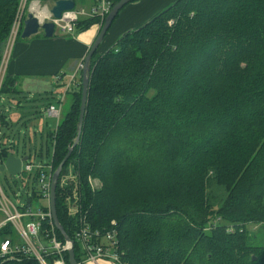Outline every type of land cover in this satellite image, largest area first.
<instances>
[{"label":"trees","instance_id":"obj_1","mask_svg":"<svg viewBox=\"0 0 264 264\" xmlns=\"http://www.w3.org/2000/svg\"><path fill=\"white\" fill-rule=\"evenodd\" d=\"M17 3L0 0V52ZM95 23L98 18L91 16L77 21L74 29ZM98 49L90 62L80 141L66 162L73 170L67 178L61 173L56 189L57 218L74 241L77 263L83 260L74 239L81 216L93 231L109 230L114 220L115 251L124 264H264V246L253 245L242 227L253 221L264 232V0H173L104 52ZM4 79L0 131L16 125L24 132L2 134L16 142L4 139L0 163L13 155L10 150L27 162L32 151L41 157L42 146H27L45 136L53 146L48 164L58 160L57 166L76 136L79 76L67 92L70 104L63 115L61 108L55 130L32 134L24 115L15 122L7 118L8 97L22 93L16 80ZM175 138L188 152L180 168L167 169L157 163L169 162L173 152L157 144ZM191 158L198 161L186 169ZM137 162L143 166L136 167ZM110 169L116 173L108 175ZM90 175L103 179V196L91 191ZM182 177L193 180L192 185L181 186L186 184H180ZM123 180L132 192L157 191L163 182L174 191L159 190L168 199L159 207L112 211L117 200L110 198V188L122 187ZM177 186L187 194L183 201L172 200ZM21 199L30 203L24 194ZM73 200L78 212L70 217ZM146 223L157 228L149 233ZM2 264L38 263L20 257Z\"/></svg>","mask_w":264,"mask_h":264},{"label":"built area","instance_id":"obj_2","mask_svg":"<svg viewBox=\"0 0 264 264\" xmlns=\"http://www.w3.org/2000/svg\"><path fill=\"white\" fill-rule=\"evenodd\" d=\"M111 7L109 0H94L91 16L98 18L100 26ZM23 8H25L24 5L21 9ZM29 13L32 12L29 10ZM25 18L23 17V12L20 11L14 18L11 36L6 45L0 66V90L11 48L22 30ZM43 20L53 23L55 29L60 27L61 23H64V26L60 27L61 31L70 34L78 21V12L73 11L64 14L60 20H53L47 15ZM81 68L82 62L76 66L75 71L69 77V83L65 86L66 91H69L70 85L72 86L76 82L77 73H80ZM61 102L62 100L58 108L50 106L45 110L47 118H55L57 120L60 117ZM51 166V163L44 165L26 161L21 164L18 174L11 176L14 179V183L21 185L20 198L24 194L28 200L30 199L29 204L24 203L21 207H16L11 202L0 185V233L3 234L2 236L0 235V264L7 260L19 259L20 257L31 258L38 264H67L64 259L66 245L58 239L48 209L49 182L52 174ZM14 197L17 198V195L14 194ZM43 198L47 200V209L39 208L37 212L32 214L30 211L32 201ZM77 212L78 208L75 205V200H73L69 204L68 214L75 216ZM25 218L27 223L24 225L23 220ZM77 223L74 239L81 249L82 262H95L99 259H107L114 264H122L119 254L115 251L117 232L114 223H112V228L107 231L89 229L81 216L78 218Z\"/></svg>","mask_w":264,"mask_h":264},{"label":"rangeland","instance_id":"obj_3","mask_svg":"<svg viewBox=\"0 0 264 264\" xmlns=\"http://www.w3.org/2000/svg\"><path fill=\"white\" fill-rule=\"evenodd\" d=\"M34 2V3H33ZM35 2L38 3V6L40 8L46 7L48 4H50L51 0H18L17 6H16V12L14 15V18L16 16V14L18 13V11L23 12V17H26V14L29 13V8L31 7L30 5L36 4ZM33 3V4H31ZM23 5L25 6V8L21 9L23 7ZM37 5V4H36ZM92 6V0H86L85 1V9H87V13H90V7ZM38 9H35V12H37ZM78 18H81L80 15L78 16ZM14 22V20H13ZM12 22V25H13ZM172 22L170 21V24ZM12 25L10 27L9 33L5 39V41L3 42L2 45V49L0 52V66L2 63V58L4 55V51L6 49V45L8 43V40L10 39L11 36V31H12ZM64 26V23L60 24V27ZM58 27L55 29V33L61 32V28ZM19 36V35H18ZM18 36L16 37V39H18ZM11 54V52H10ZM9 61H11L10 55H9V59L7 62V66L9 64ZM7 66L5 68V74L3 76V80L2 83H4V81H6L5 75H6V69ZM66 75L64 74V77ZM71 76V75H70ZM70 76H66L67 78H69ZM78 78V76L76 77ZM30 78H23L20 79L19 78V86L18 87H24L25 84H27V82H29ZM35 81V80H32ZM69 79H66V82L64 83V86H57L55 87V93H53L52 96H45V95H41V94H37V93H33L32 95L28 94V92H26V90H24V92L22 94H20L19 96L14 98H10L8 97L7 99V103L5 104V111L7 112V118H10L12 122H15L17 117L16 116H20V114L25 116L24 122L26 124V126L28 128H30L31 125H35L37 127H40L43 131V133H49L53 130H55L56 128V124L58 119L56 120L55 118H47V116L45 115V108L48 102L52 103V105L55 108H58L59 103L57 101H61L64 102L63 104V108H62V113L61 115H63V113L66 112L67 108L69 107L70 104V100L71 98L66 96L67 92L65 90V86L67 85ZM34 85V82H33ZM31 86V84H30ZM29 86V87H30ZM3 87V85H1V88ZM27 87V86H26ZM29 88H27L28 90ZM30 90V89H29ZM2 91V89L0 90ZM66 97V98H65ZM65 100V101H63ZM62 106V104H61ZM61 117V116H60ZM2 127V126H0ZM17 129H20L19 134L21 135L22 132H24L23 128H20L19 126L13 125V127L11 128V130H3L0 131V146L3 145L4 143V139H5V143H9L12 141H15V139H13L11 136L13 134H15V132L17 131ZM3 133H6V135H11L10 137H3ZM37 140H31V143L27 146L30 147V149L33 147H37L40 148L42 146L43 150H42V156L38 157L37 155H35V153L32 151V153L30 154V159L28 160L29 163H33V164H44L47 165L48 164V159L51 158V153H52V149L53 146L52 145H47L45 143V136L42 137V139L39 140V137L36 136ZM176 139V141H174ZM175 139H170L169 141H167L166 139H164L162 142L158 143L157 146H163L164 148H167V150H171L173 152V156L171 157L170 161H163L160 163H157L158 165H166V168L168 169H172L174 167H178L180 168V165L182 164V158L183 156L186 154V149L185 146L183 144V146L181 145V141L179 138H175ZM74 141V139H73ZM72 141V142H73ZM21 146V145H20ZM67 147V145H66ZM61 149V145H58L57 148V152H60ZM10 152L14 155L17 156L16 153L14 154L13 150H10ZM48 152V153H46ZM176 153V156L174 157V154ZM45 154H48V156H45ZM58 158V157H56ZM176 159V160H175ZM193 158L189 159L188 161L185 162V164H187L186 169H191L193 167V164L196 163L198 160H193ZM55 164L51 166L52 171L55 169L56 164L58 162V160H54ZM124 166H127L125 162L122 163ZM136 164V167H142L143 165L140 162L137 163H133ZM132 165V163H130L128 165V167L130 168ZM75 168V166H74ZM227 168V167H226ZM231 167L228 168V170H230ZM63 171L64 173L66 172V178L70 176V172L73 170V164L70 165H66L64 167ZM108 173V175H113L114 173H116L115 170H108L106 171ZM63 173V175H64ZM73 174V173H72ZM120 175V174H119ZM118 175V176H119ZM117 176V175H116ZM105 179V178H104ZM159 180V178H157ZM197 179V178H196ZM106 180V179H105ZM162 181V180H160ZM103 179L101 177H96L94 175H90L88 177V185L91 189V191L93 192H103V194H105V190L103 188ZM181 183H186L183 184L181 186H187V185H192L193 180H191L188 177H182V179L180 180V184ZM126 182L125 180L122 181V187H119L116 190L115 186H111V194H113L110 198H115L117 200V204H114L113 206H111V210L112 211H116V212H120L123 210H133L136 208H142L144 206H146L147 208H153V207H159L162 206L168 199L167 196L162 195L160 193L159 190H164L167 193H172L174 191V188L172 185H167V187H164V182L159 185V190H153L150 192H139V190L137 191H131V186L129 185H125ZM0 185L4 190V193L6 194L7 197L10 198L11 202L16 206V207H21L24 203V201L20 198V193H21V185L19 184H15L14 183V179H12L8 173L5 172H0ZM181 186H177L176 191H175V195H173L172 200L174 198L182 200L187 197L186 192L184 191L183 188H180ZM14 194L17 195V198L14 197ZM101 196V197H102ZM103 198H106L105 196ZM39 208L42 209H47V200L46 198L43 199H37L36 201H32L31 206H30V211L32 214H34L35 212H37V210ZM116 215V214H115ZM70 217L73 216V214H69ZM116 218V216H114ZM112 222L114 223V220H112L110 222V225H112ZM24 225L27 223V219L25 218L23 220ZM255 222L250 221L249 223L244 224L242 227L249 230L250 235H251V243L253 245H258V246H264V232H262L260 230V227L258 225H255ZM116 225V224H114ZM145 228L149 231V233H151L153 230H155L157 228L156 224L154 223H146ZM182 244V243H180ZM121 250L123 251V249L121 248ZM123 253V252H122ZM124 254V253H123ZM121 263L124 264V262L121 259Z\"/></svg>","mask_w":264,"mask_h":264},{"label":"crops","instance_id":"obj_4","mask_svg":"<svg viewBox=\"0 0 264 264\" xmlns=\"http://www.w3.org/2000/svg\"><path fill=\"white\" fill-rule=\"evenodd\" d=\"M74 1L76 3L74 11L78 12V16L80 15L81 17L78 18V21L89 19L94 0H92L89 14H86L87 9L84 10L86 0ZM109 1L115 2L118 0ZM172 3L173 0H135L128 3L113 20L100 44L98 52H104L115 44L117 39L123 34L143 26ZM99 28V23H95L83 31L73 29L70 34L62 31L54 32L53 37L50 39L44 38L42 32H39L26 40H15L10 51L11 61H9L7 66L6 75L9 79L16 80V86H19V78H30L24 87H18V91L21 93L26 90L30 95L35 92L45 96H52L55 93V87L64 86L66 79H69L66 76L72 75L76 66L82 62ZM64 74L66 75L65 77ZM78 74L79 72L77 76ZM74 86L75 83L72 86L70 85V89ZM27 88L30 90H27ZM48 103L52 105V103ZM61 104L60 109L63 107L64 102ZM41 130L40 127L31 125L28 132L32 134L33 131L39 132ZM81 264L114 263L107 259H99L95 262H82Z\"/></svg>","mask_w":264,"mask_h":264},{"label":"water","instance_id":"obj_5","mask_svg":"<svg viewBox=\"0 0 264 264\" xmlns=\"http://www.w3.org/2000/svg\"><path fill=\"white\" fill-rule=\"evenodd\" d=\"M132 0H118L110 9L102 25L99 28V31L90 45L84 59L82 60V68L80 70V102L78 110V118L76 124V136L72 144L67 148L66 153L59 164L52 171L49 182V193H48V209L50 214V219L52 225L56 232L61 236L63 243L66 245L65 253L67 255L68 264H79L77 263L74 255V241L68 237L65 233L63 227L60 225L57 214H56V189L60 180L61 173L66 165V162L70 158L73 150L77 147L83 122L85 116V110L87 105V96H88V86L90 79V62L92 56L98 49L99 45L104 39L105 34L110 28L113 20L116 18L120 10L130 3ZM37 3V2H36ZM38 4V3H37ZM76 7L74 0H51L50 4L46 7H43L45 12L53 19L60 20L64 14L73 12ZM39 32H42L44 38L50 39L53 37L55 32V25L51 22H46L44 20H39L32 13H27L26 18L23 21L22 30L20 32V39L26 40L32 36L37 35ZM27 161V157L16 158L13 155L7 156L3 164L0 165V172H7L8 175L16 176L20 170L21 164Z\"/></svg>","mask_w":264,"mask_h":264},{"label":"bare ground","instance_id":"obj_6","mask_svg":"<svg viewBox=\"0 0 264 264\" xmlns=\"http://www.w3.org/2000/svg\"><path fill=\"white\" fill-rule=\"evenodd\" d=\"M37 4V3H36ZM33 4L30 7V11L39 19V20H43L48 14L45 12V10L43 8H40L38 6V4ZM35 9H38L37 12H35ZM15 42V41H14Z\"/></svg>","mask_w":264,"mask_h":264}]
</instances>
